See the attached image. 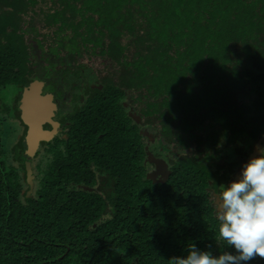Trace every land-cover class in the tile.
Segmentation results:
<instances>
[{
    "label": "trees",
    "instance_id": "trees-1",
    "mask_svg": "<svg viewBox=\"0 0 264 264\" xmlns=\"http://www.w3.org/2000/svg\"><path fill=\"white\" fill-rule=\"evenodd\" d=\"M28 36L63 49L56 66L97 50L117 71L73 109L68 142L45 144L33 192L0 158V264H169L189 243L235 255L209 192L263 140L264 0H0V90L38 87ZM145 143L165 180L147 179Z\"/></svg>",
    "mask_w": 264,
    "mask_h": 264
},
{
    "label": "flooded vegetation",
    "instance_id": "flooded-vegetation-1",
    "mask_svg": "<svg viewBox=\"0 0 264 264\" xmlns=\"http://www.w3.org/2000/svg\"><path fill=\"white\" fill-rule=\"evenodd\" d=\"M54 52L51 54L50 50L47 51V54L49 56L48 58V62L46 65H44L43 67H46L48 69V71H50V73H46L45 69L42 68L39 70L35 69L34 64L32 63L31 67H29V71L32 73H30L31 76L35 75L36 77H38L40 81L33 80L31 83L29 84H35L36 81L38 82V87H30L29 86H24L23 90L21 91L20 94H16L17 96L16 99H13L12 102V108L9 109L4 108L2 106V103L0 102V124H1V128L3 129L4 124L10 125L7 122H15L20 124V135L16 137V139L11 138L10 141H8V148L7 150H3L4 149V145L2 143V141H4V139L2 140V137L0 136V148L1 149V153H0V158L2 159V161L5 163V167L7 168H11V169H15L18 173H20L21 169V164L24 166L23 167V179H22V183L24 184V186H27V189L25 190L26 192L28 191V182H27V178L25 177V163L27 161H29V165L31 167V172H32V176H33V190L35 187V182L37 183L40 179L41 176L43 174L49 173L52 170L51 169V162H52V153L51 152H46V146L45 144L48 146V144L53 142L54 136L56 138V136L60 138V140L64 141V142H68V137H67V126L69 125V118H71L74 115V111L73 109H75L76 107H79L81 105V101L82 99L87 98V96L91 95L92 91H101L103 89L102 86V80H104V78L100 79V84L98 86H91L89 90L83 88V83L84 80H93L91 78H94L92 76V74H86L83 72L84 69L82 67H76L74 72H68V69L70 68V66L68 67V63L67 61H64V66L65 67H59L56 66L55 62H59L58 59H55L54 54L58 53L59 51H63V49L61 50L60 47H58L56 44H53L51 46V51ZM79 57V56H78ZM51 58V60H50ZM52 65V69L48 66V65ZM58 67V68H57ZM38 73V74H37ZM70 74V75H69ZM47 77H46V76ZM42 79V80H41ZM63 79H67L68 82H70V85H67ZM58 83V81H60V85H66V86H70V88L68 89V91L64 92L65 87L61 86L60 89L63 91L62 93H58L54 94L52 92L53 88H52V82L54 83ZM90 83V82H88ZM30 89H34L37 93H38V103L45 109V113H46V118L44 117V119L40 122V124L42 125V130L46 133H48V136L46 137V143L41 142L37 148V150L34 153V156L29 157L30 160H28V154L26 153V148L24 145V138L26 135V131L27 128L26 126L23 124V122L20 119V101H21V97L23 95V92L25 90H30ZM8 90H12V91H16V89L13 88H7L4 90H0V93L4 92V91H8ZM47 90V91H46ZM43 100L47 102L51 103V106L54 108L52 110V108H47L44 104H43ZM15 101L17 102V106L14 109L13 108V104L15 103ZM14 112H17L19 114L18 116V120L13 118V115L15 114ZM72 115V116H71ZM264 136L261 137V139H263ZM48 140V142H47ZM50 142V143H49ZM19 144H22V148L21 151H18V147ZM264 144V139L261 142V145ZM146 145L147 143L144 144V150L146 149ZM60 147H63L61 145H59ZM260 146V144H257L256 148L254 147L253 149V154L255 153V151L257 150V148ZM61 149V148H60ZM7 154V157L4 158V156L2 157V154ZM148 151L145 150V157L143 160V165L145 167L146 173L148 174V172L152 173L153 171H155V165L152 162V160H159V161H164L165 163H167V161L162 157L161 152L158 154V152H151V153H147ZM149 154H151V156H149ZM257 156V155H254ZM253 156V157H254ZM251 158V157H250ZM249 158V159H250ZM6 159L10 160V164L7 165L6 163ZM245 160V159H244ZM239 162V164L237 166H235L234 172L232 173V178L228 181V182H224L223 180L220 181V183H217V187L216 189L212 190L210 189L209 192V198L211 200V205L214 208V212L216 214V195L222 190L223 186H227L231 181H235L238 180L240 178V173L241 170L243 168V166L246 164L245 162ZM168 169H167V175L169 173V164L167 163ZM45 168V169H44ZM154 176V180L157 181H163L166 179L162 178L160 175L156 173L152 174ZM33 190H31V192H33Z\"/></svg>",
    "mask_w": 264,
    "mask_h": 264
},
{
    "label": "clouds",
    "instance_id": "clouds-1",
    "mask_svg": "<svg viewBox=\"0 0 264 264\" xmlns=\"http://www.w3.org/2000/svg\"><path fill=\"white\" fill-rule=\"evenodd\" d=\"M243 166L240 178L216 195L218 238L235 249L213 256L189 243L185 257H172L169 264H242L264 259V147Z\"/></svg>",
    "mask_w": 264,
    "mask_h": 264
},
{
    "label": "rangeland",
    "instance_id": "rangeland-1",
    "mask_svg": "<svg viewBox=\"0 0 264 264\" xmlns=\"http://www.w3.org/2000/svg\"><path fill=\"white\" fill-rule=\"evenodd\" d=\"M39 31H41V33H43L42 30H39ZM68 38L70 40L69 34L67 32H65L62 35L61 42L66 44ZM25 42L31 46V56L33 58V64L35 66V69L36 70H39V69L42 70L43 66L47 64L48 58H49V56L46 52V49L48 46H52L53 42L50 43L51 45H48V43H49L48 42L45 45H43V47L42 46L39 47L43 51H41L38 47H37V49L34 48L35 44L32 42L31 39H29V36H28V39H27V37L25 38ZM69 44H68V46H69ZM97 52H98L97 50H94L93 55H95V56H93V55H90L91 53L89 51H87V52L84 51V53L81 54L80 58L77 60V64L76 65L70 64V68L68 69V72H70V71L74 72V71H76L75 70L76 66L80 65V66H84L83 67L84 73L86 71V74H90V75L92 74V76L94 78H91V79H94L95 81L89 79L88 81L84 80V83H83V88H85L87 90H89L91 86H98L100 84L99 80L101 78L103 79L106 76L107 77L108 76H110V77L116 76L117 67L114 65V63L111 62V60H108L104 56L100 57L99 55H97ZM63 57H64V61H67V57L65 55H63ZM50 60H51V58H50ZM65 64H69V63H65ZM63 67H65V66H63ZM63 80L67 85L71 84L70 82H68L67 79H63ZM88 82H90V83H88ZM59 83H60V81H58V83H57V81H56V83L52 82V88H53L52 92L54 94H57V92L63 94V91L60 89L61 86L65 87L64 92L68 91V89L70 88V86H66V85H62V84L60 85ZM15 93L16 92L12 91V90H8V91H4V92L0 93V102L2 103V106L4 108H7V107L9 109L12 108L11 106H12L13 99L15 97ZM43 104L47 108L51 107L52 110L54 109L51 106L50 102H48V104H47V102L43 100ZM7 123L10 125L4 124V127H3L2 131L0 132V136L2 137V140L4 139V141H2V143L4 145L3 150H5V151L8 148V141H10L11 138L16 139V137L19 136L20 132H21L20 124L15 123L14 121L13 122H7ZM259 147H264V144L263 145L260 144ZM5 151H4V153H5ZM254 155H259V152L256 150ZM3 156H4V158H6L7 154L6 153L2 154V157ZM149 156H151V154H149ZM6 163H7V165L10 164V160L6 159ZM148 174H150V172H148Z\"/></svg>",
    "mask_w": 264,
    "mask_h": 264
},
{
    "label": "water",
    "instance_id": "water-1",
    "mask_svg": "<svg viewBox=\"0 0 264 264\" xmlns=\"http://www.w3.org/2000/svg\"><path fill=\"white\" fill-rule=\"evenodd\" d=\"M38 99V93L34 89H30L23 92L20 101V119L27 128L24 138V145L28 157L34 156V153L37 150L39 144L41 142H44L46 140V137L48 136V133L42 130V125L40 124V122L46 116V113L45 109L38 103ZM252 157L253 155H251V158ZM248 161L249 159L245 163H247ZM150 163H153L155 165V171L147 174V179H154V176L152 174L156 172L162 178L166 177L168 172L167 163L159 160H152V162ZM25 170V177L27 178L29 186L26 194H30L33 187V176L29 161L25 163Z\"/></svg>",
    "mask_w": 264,
    "mask_h": 264
}]
</instances>
